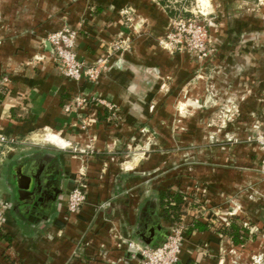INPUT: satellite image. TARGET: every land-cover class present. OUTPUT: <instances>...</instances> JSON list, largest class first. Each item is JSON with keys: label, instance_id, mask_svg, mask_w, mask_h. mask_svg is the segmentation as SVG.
Wrapping results in <instances>:
<instances>
[{"label": "crops", "instance_id": "crops-1", "mask_svg": "<svg viewBox=\"0 0 264 264\" xmlns=\"http://www.w3.org/2000/svg\"><path fill=\"white\" fill-rule=\"evenodd\" d=\"M194 1L0 0V137L9 141L0 146V200L10 206L0 223V264H142L129 241L159 247L171 230L161 191L200 183L214 207L259 178L256 145L212 138L203 146L198 136L264 133V0H212L222 8L203 66L160 46L171 19ZM64 27L78 32L86 65L121 36L130 49L113 54L97 81H72L47 40ZM199 70L205 78H196ZM80 95L89 104L69 109ZM233 103L241 112L235 127H210L217 109ZM81 174L87 200L69 213ZM189 218L177 264H216L220 244L233 242L208 219L197 220L205 231L193 230Z\"/></svg>", "mask_w": 264, "mask_h": 264}, {"label": "built area", "instance_id": "built-area-1", "mask_svg": "<svg viewBox=\"0 0 264 264\" xmlns=\"http://www.w3.org/2000/svg\"><path fill=\"white\" fill-rule=\"evenodd\" d=\"M212 0H197V7L194 11L185 9L184 12L192 14V17L179 15L172 18L167 35L160 40V46L170 54L189 53L199 66H203L212 56L214 37L209 32L212 20H208L211 15L209 9ZM203 21L207 20L206 24ZM134 25V22L131 23ZM78 32L70 27H64L59 31L51 33L48 42L54 60L62 67V73L72 81L80 82L86 77L91 82L99 79L102 71L107 67L109 59L115 53H125L130 49L129 41L121 36L115 40L108 54L100 58L93 65H86L78 57L76 42ZM7 82L8 80L5 79ZM98 104L110 110L113 106L103 99L97 101ZM89 104V100L84 96H77L68 106L69 109H81ZM11 142H15L12 139ZM9 141L5 137H0V146H7ZM84 175V174H83ZM83 175L75 184L68 195L67 210L69 213H76L87 200L86 185ZM10 206L5 200H0V223L3 221ZM181 229L170 231L166 241L159 247H147L134 241H129L128 247L135 250L141 258L142 264H177L180 260L183 237Z\"/></svg>", "mask_w": 264, "mask_h": 264}, {"label": "rangeland", "instance_id": "rangeland-1", "mask_svg": "<svg viewBox=\"0 0 264 264\" xmlns=\"http://www.w3.org/2000/svg\"><path fill=\"white\" fill-rule=\"evenodd\" d=\"M174 1V0H173ZM186 0H178L177 5L183 4ZM190 3L188 2V5ZM211 8L209 11L211 15L208 20H213L216 18V11H219L222 7L219 5H214L210 2ZM197 7V0L194 4L187 8L190 11H194ZM260 6H257L256 11H258ZM185 17H192V14L184 12L182 13ZM203 24L207 23L203 21ZM202 71H198L196 78H205L201 75ZM238 104V105H237ZM181 104L177 105L178 111L185 112L187 106L183 107ZM212 104H208L210 106ZM239 103H233L232 107H219L213 117L210 119V127H215L221 132L224 129L232 127L236 124V118L240 112ZM207 107V106H206ZM181 123V121H177ZM235 127V126H234ZM46 136H40V139ZM216 143L222 142L223 140H228L232 144H251L258 147L259 158L255 157L256 163L254 165V173H259V178L254 182L253 179L247 183L245 189L237 192L234 189L229 191V197L225 200V205H216L212 207L207 200L208 188L206 185L196 184L190 189L189 186L185 191L182 192L185 197H187L188 206L182 220L190 217L188 221H197L198 219H203L207 221L209 225L212 224L216 229H221L222 227H228L232 221H235L237 225L249 229L250 240L246 245L235 246L233 243L229 244V248L226 245L220 244V254L215 257L216 264H264V133H250L241 136L237 135H222L221 137H215L213 135H199L198 143L205 146L211 139ZM202 146V147H203ZM56 147V146H55ZM201 148V147H199ZM258 155V154H257ZM240 200V201H238ZM187 220V219H186ZM211 223H210V222ZM185 223H180L173 229H181L183 237V245L187 238L185 233L186 228ZM170 230V231H171ZM223 240L229 239L223 236ZM231 241V240H230ZM232 242V241H231ZM210 254L207 253L206 258H209Z\"/></svg>", "mask_w": 264, "mask_h": 264}, {"label": "trees", "instance_id": "trees-1", "mask_svg": "<svg viewBox=\"0 0 264 264\" xmlns=\"http://www.w3.org/2000/svg\"><path fill=\"white\" fill-rule=\"evenodd\" d=\"M3 95L0 93V96ZM161 213L164 220L171 227H175L182 223V218L185 215L188 206L187 197L182 193H172L170 190H164L160 193ZM209 227L208 224H203L199 221H194L193 230L205 231ZM222 236L228 237L235 246L246 245L250 240L249 229L237 225L235 221L229 224L228 227L219 229ZM154 248V247H153Z\"/></svg>", "mask_w": 264, "mask_h": 264}, {"label": "bare ground", "instance_id": "bare-ground-1", "mask_svg": "<svg viewBox=\"0 0 264 264\" xmlns=\"http://www.w3.org/2000/svg\"><path fill=\"white\" fill-rule=\"evenodd\" d=\"M51 134H48V139H49V136H50ZM53 137H56L55 139H53V138H50V140L53 142V143H55V144H57V145H65V142L59 137V136H56V135H52Z\"/></svg>", "mask_w": 264, "mask_h": 264}, {"label": "water", "instance_id": "water-1", "mask_svg": "<svg viewBox=\"0 0 264 264\" xmlns=\"http://www.w3.org/2000/svg\"><path fill=\"white\" fill-rule=\"evenodd\" d=\"M49 44H50V43H49ZM50 46H51V45H50ZM71 176H72V178H73V177H75L76 175H71Z\"/></svg>", "mask_w": 264, "mask_h": 264}]
</instances>
